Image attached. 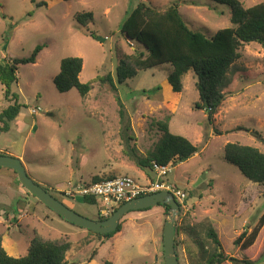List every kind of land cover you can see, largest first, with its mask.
Returning a JSON list of instances; mask_svg holds the SVG:
<instances>
[{
    "label": "rangeland",
    "instance_id": "rangeland-1",
    "mask_svg": "<svg viewBox=\"0 0 264 264\" xmlns=\"http://www.w3.org/2000/svg\"><path fill=\"white\" fill-rule=\"evenodd\" d=\"M141 1L161 9L178 3L187 24L206 36L232 26L230 7L213 0H0V62L27 57L37 45H46L36 63L19 67L17 82L11 84V94L17 95L21 108L5 121L8 129L0 121V152L22 155L33 180L77 213L96 219L101 202L89 204L59 189L68 187V182L119 175L146 183L154 173L125 155V128L130 124L128 133L135 138L130 145H136L139 155H146L162 136L158 121L171 115L170 131L198 147L194 156L176 164L166 178L186 193V206L176 221L180 264H195L201 257L197 237L212 246L204 229L198 236L187 231L189 225L205 219L216 228L228 256L257 259L264 251V226L249 249L243 251L234 241L243 230L250 232L264 213V184L250 181L228 162L224 146L234 142L264 152V48L257 42L242 47L241 57L232 66V83L226 88L232 95L211 123L206 110L195 108L199 93L192 71L184 75L180 95L168 82L169 63L117 82L121 55L143 48L121 33L125 19ZM242 1L246 6L264 2ZM82 10L93 11L95 22L78 24L74 16ZM67 56L83 58V83L100 78L85 96L76 88L61 92L54 83L60 62ZM6 90L0 79V113L13 103ZM13 171L0 167V233L10 255H25L37 231L70 241L67 264H166L163 232L169 211L164 214V209L154 206L130 212L122 219L121 230L103 239L29 194Z\"/></svg>",
    "mask_w": 264,
    "mask_h": 264
},
{
    "label": "trees",
    "instance_id": "trees-1",
    "mask_svg": "<svg viewBox=\"0 0 264 264\" xmlns=\"http://www.w3.org/2000/svg\"><path fill=\"white\" fill-rule=\"evenodd\" d=\"M213 1L230 7L232 23L230 27L220 28L213 36H206L192 29L180 14L178 3H173L166 9L142 1L138 3L125 19L121 33L127 39L137 41L143 48L131 54L123 53L121 55L115 71L117 82L122 84L127 79L137 76L141 71L169 63L172 65V69L168 75V82L172 90L180 95L183 91V77L192 71L195 77V87L199 93L195 108L206 110L208 120L212 123L220 106L232 95V92L226 88L232 83V66L241 57L242 47L245 44L257 42L264 48V2L246 6L242 0ZM41 4L43 2L38 3V6ZM74 17L81 26H88L95 22L94 13L89 10L78 11ZM89 35L95 37L93 32H89ZM44 47H46L45 44H39L27 57L11 58L4 63L0 62V79L7 86L5 95L13 102L0 113V121L5 123L3 127L6 129H8V125L5 121L12 120L21 108L17 95L11 94L10 89L11 84L17 82V71L23 64L36 63L38 55ZM83 65L82 57L67 56L62 58L60 70L54 78V83L59 91L67 92L76 88L82 96L90 92L93 83L100 78L96 77L83 83L80 80ZM170 120L171 115H167L158 121L157 126L162 131V136L146 155H139L136 145H130V141L135 138L131 133H128L131 132V126L128 124L125 128V155L147 172L152 171L154 162L161 165L172 162L176 165L194 156L198 152V147L187 137L172 133L169 125ZM224 151L225 159L237 166L247 179L254 183L264 184V152L255 146L234 142H228L224 146ZM0 154L7 153L0 152ZM99 179V177L93 178L94 181ZM19 184L25 188L20 182ZM44 188L65 203L57 194L46 187ZM81 199L89 204L97 203V200L92 197L81 196ZM158 206L164 209V214H167L170 209L169 205L159 204ZM149 209L152 207L137 211ZM108 217L98 215L96 219L103 220ZM263 226L264 213L258 224L250 232L247 229L243 230L234 243L239 245L243 251L249 249L255 244ZM121 228L122 220L114 232L100 234L91 230L87 231L103 239H108L119 232ZM202 229L205 230L212 246L209 248L197 237L196 241L201 257L196 259L195 264H223L228 260L233 264H264V251L257 259L228 256L222 248L216 228L207 219L197 222L193 226L189 225L187 231L198 236ZM179 230V226H176V232ZM2 241L3 234L0 233V264H67L66 256L71 247L70 241L65 237L52 238L34 231L27 253L15 257L6 251ZM96 254L97 251L92 253V255ZM93 259L94 256L89 261ZM105 264H111V262L107 261Z\"/></svg>",
    "mask_w": 264,
    "mask_h": 264
},
{
    "label": "water",
    "instance_id": "water-1",
    "mask_svg": "<svg viewBox=\"0 0 264 264\" xmlns=\"http://www.w3.org/2000/svg\"><path fill=\"white\" fill-rule=\"evenodd\" d=\"M0 167L14 170L18 176L19 182L56 214L77 226L100 234L116 231L123 217L131 211L143 210L158 206L159 204L169 205L168 219L165 223L163 232L164 257L166 264H180L176 251L175 234L176 221L181 212V207L172 193L168 191H158L138 196L121 204L106 219H91L77 213L61 200L57 199L42 185L33 180L20 157L10 154H0ZM203 177H205V175ZM201 181L202 179H199L198 182Z\"/></svg>",
    "mask_w": 264,
    "mask_h": 264
},
{
    "label": "built area",
    "instance_id": "built-area-1",
    "mask_svg": "<svg viewBox=\"0 0 264 264\" xmlns=\"http://www.w3.org/2000/svg\"><path fill=\"white\" fill-rule=\"evenodd\" d=\"M36 111V109H33V112ZM174 166L172 162L166 165L154 162L152 169L154 177L149 178L146 183L142 184L129 175H119L101 177L97 181L68 182V187L65 185L59 191H64L63 193L66 195L73 194L75 199L81 196L95 198L97 202L102 203V208L98 212L103 216H110L116 208L126 201L158 191L172 193L180 207L185 208L186 193L166 181Z\"/></svg>",
    "mask_w": 264,
    "mask_h": 264
},
{
    "label": "crops",
    "instance_id": "crops-1",
    "mask_svg": "<svg viewBox=\"0 0 264 264\" xmlns=\"http://www.w3.org/2000/svg\"><path fill=\"white\" fill-rule=\"evenodd\" d=\"M11 154H12V155H14V156H16V155H15V154H13V153H10V155H11ZM19 157H20V158H22V155H20ZM160 207H161V206H160ZM162 209H163V208L161 207V209H160V210L162 211ZM146 211H147V210H146ZM135 212H137V213H141V212H143V211H135Z\"/></svg>",
    "mask_w": 264,
    "mask_h": 264
}]
</instances>
